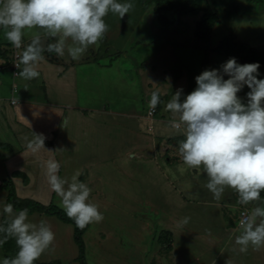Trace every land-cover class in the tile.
I'll return each mask as SVG.
<instances>
[{
    "label": "crops",
    "instance_id": "1",
    "mask_svg": "<svg viewBox=\"0 0 264 264\" xmlns=\"http://www.w3.org/2000/svg\"><path fill=\"white\" fill-rule=\"evenodd\" d=\"M240 15L241 12L233 14L222 25L229 28L227 21L234 24V18ZM184 16L182 20L185 21L178 18L181 23L163 26L157 18L149 16L148 20L145 19L149 33L141 36L143 41L137 38L135 32H141L143 24L139 29L132 30L129 36L132 46L123 50L128 59L125 64L129 70H139L126 79L131 83L130 91L133 79L140 80V86L142 83V91L134 92L146 101L140 109L132 104L129 107H114L109 93L105 94L106 88L104 92H94L95 69L101 72L104 67H112L109 25L103 39L90 46L78 61H73L67 53L58 57L55 53L44 52L43 59L36 65L40 76L32 81H26L19 75L13 77L10 67L4 66L11 53V44L0 30V65H3L0 72V180L10 178L16 195L21 199H31L43 205L52 203L58 207L60 197L49 189L44 161L56 159L60 163L59 175L69 180L79 172V181L91 188L90 202L98 206L104 217L101 222L88 225L83 234L87 258L97 259L99 264H264V247H249L246 253L233 250L238 226L229 227L216 210L227 203L236 212L242 208L250 212L255 205L237 204L238 197L231 189L225 190L219 201L214 200L206 187L197 186L195 176L202 171L189 169L182 160L176 159L180 157L178 146L183 136L171 129V119L164 118L163 114L167 112L172 115L165 110V104L178 89L182 88L185 92L188 88L186 92H191L196 87L195 76L201 72L194 71L186 58L180 59L175 53L168 61V53L164 50L184 48L186 45L201 51L213 48L212 52L203 54L202 70L219 68L230 58L214 51L218 43L206 46L197 40L193 35L194 24L191 28L184 24L187 20L196 21L199 14ZM256 22V29L263 31L261 21ZM256 29L252 30L253 36ZM31 35V32L25 33L20 52L30 42ZM246 36L244 39H253L250 35L247 36L249 38ZM243 42L252 48L250 40ZM100 45L104 48L103 54H100ZM262 67L264 65H260ZM89 68L92 74L86 75ZM100 79L102 77L99 76L95 89H98ZM80 83L90 86L96 102L80 101ZM7 86L9 91L4 94ZM153 91L160 93L161 102L155 113L159 112L160 116L148 118V101ZM16 94L20 97L16 98ZM113 129H119V132L111 136ZM99 130L100 135L108 132V139L114 144L111 151L103 150L104 156L101 152L94 153L93 143ZM36 134L45 137V148L32 153L27 143ZM102 139L105 140V136ZM116 153L124 159L119 166L113 163ZM130 158H136L137 162L131 165ZM97 164L107 167L105 174L110 178L119 171L127 173L132 166L135 168V181L130 182L131 176L122 185V180L116 176L114 190L109 186L110 191L112 189L111 198H93L97 196V191H104L94 176L99 171L91 173L90 177L85 170ZM150 175L155 177L149 178ZM128 189L132 192L128 193ZM144 191H149L150 195L143 194ZM4 204H7L6 191H0V223L3 217L8 218L2 212ZM195 205L200 206L199 212L197 209L189 210ZM184 217L190 218L188 223L179 226ZM28 218L33 223L46 221L55 234L52 246L37 261L59 260L62 264H78L73 225L38 212L28 214ZM162 231L171 233L169 250L163 248L159 239ZM87 236H91V244L86 240ZM94 240L98 247L93 249Z\"/></svg>",
    "mask_w": 264,
    "mask_h": 264
},
{
    "label": "clouds",
    "instance_id": "2",
    "mask_svg": "<svg viewBox=\"0 0 264 264\" xmlns=\"http://www.w3.org/2000/svg\"><path fill=\"white\" fill-rule=\"evenodd\" d=\"M132 8V0H0V30L16 49L22 48L25 33H32L15 63L17 74L32 81L40 76L36 65L44 52L58 57L67 53L78 61L103 39L109 13L121 20ZM259 69V62L241 64L230 57L219 68L195 76L191 92L178 89L165 104L175 117L169 121L171 129L183 136L179 156L187 168L202 171L212 198L219 201L231 189L237 204L255 205L240 214L233 240V250L240 253L264 247V76ZM245 87L249 90L239 96ZM160 102V93L153 91L148 108L155 110ZM44 140L36 134L27 148L38 153L45 148ZM43 167L50 191L60 197L64 214L76 228L103 220V213L89 200L90 187L79 181V172L70 180L61 177L54 158L45 160ZM2 212L9 219L0 223V246L14 239L17 251L14 257L0 259V264H35L55 240L50 225L31 222L26 208L17 212L12 204H4ZM189 219L184 217L179 226Z\"/></svg>",
    "mask_w": 264,
    "mask_h": 264
},
{
    "label": "rangeland",
    "instance_id": "3",
    "mask_svg": "<svg viewBox=\"0 0 264 264\" xmlns=\"http://www.w3.org/2000/svg\"><path fill=\"white\" fill-rule=\"evenodd\" d=\"M202 2L204 5H208L209 7H211V9L216 10L217 14H219V16H218L219 19L213 27L209 42L205 43L202 40H199V41L203 42L204 45L208 46L211 43L217 44L222 37L223 38L231 37L234 41L239 42V43H244L243 41H249L250 40V42L252 44V46H251L252 49H255L264 57V0H202ZM132 3H133V8L129 11L128 14L125 15V17L123 19L120 20L118 16L111 14V13H109L106 16V20H107L106 23H107V25H109V29H110L109 34H108L109 38H110L109 44L111 45L110 47L112 48V52H113L111 54L112 67H106V68L104 67V68H102L103 71H101V72H98L97 69H95V72H94L95 87L97 86L96 83L99 80V76L102 77V79H100V82L98 83V85H99L98 89H95V87H94V92L95 91L104 92V89L106 88L105 94L109 93V96L111 97L112 102L115 105L114 107H117V108H120L123 106L129 107L130 104H132V105H134L140 109V108L144 107V105H146L145 104L146 101L141 100L140 94L136 95V94H134V92L136 90L142 91V83L140 86V84H139L140 80L133 79L134 82L132 84V90L130 91L131 83L129 84V80L126 79V77L129 78L134 71L138 72L139 69H137V70H133V69L129 70L128 69L129 67L125 64L128 59L126 56L123 55V50L126 51L127 48L132 46V44H130L131 41H130L129 36L132 33V30L139 29L142 24L144 25V27H143L144 29L140 30L141 32H139V30H135V32H137V35H138L137 38L140 41H143L141 36H145L146 34L149 33V30L147 27L148 21L145 20V19L148 20L150 18L149 16L157 18L160 25H162V26L165 23H163L159 19V16H158V15L162 14V12H156V11L154 12L153 8H154L155 3L153 1H151V0H132ZM233 4L238 7V12L236 14L241 12V15L234 18V21H233L234 24H232V21H230V20L227 21V23H229V28H228L227 25L224 26L222 24L225 22V20H228L230 17H232L233 14H228V11L231 10V7ZM150 13H152V15H150ZM164 15L167 16L166 18L169 19V21L166 24H169V23L174 24L176 22L185 21V19L182 20V17H185L184 16L185 14L179 15V14H175V13L170 12V11H168V12L164 11ZM199 16H200V14H199ZM178 18H181L180 21H178ZM243 19H245V20L242 21ZM235 20H236V22H235ZM256 20L259 22L261 21V24L263 25L262 26L263 31L260 28H258V30L256 29V24H257ZM184 24L188 26L187 28H191V25L195 24V20L194 19H191L189 21L187 20V22ZM253 28H255L257 30V31H255L254 36L252 35L253 34V31H252ZM120 30H122V32H120ZM108 35H107V37H108ZM245 35H247V36L250 35L253 39H250L247 36L246 37L249 38V40L244 39ZM145 38H147V36L144 37L143 39H145ZM189 43H190V40H189ZM248 46H250V45H248ZM100 48H101L100 54H103V52H104L103 46H101ZM204 50L201 51L200 49H195L193 47H190L189 45H186V47H184V48H182V47H175L173 49L167 48V50H164V51L168 53V55H167L168 61L169 60L171 61L173 59L172 53H175L180 59L186 58L192 64L191 67L194 71L202 72L203 70H202V67L200 65V63L202 61V56H203V54L206 55L207 51L209 53L212 52L211 50H213V48L210 50L209 47H207V49H206L207 51H204ZM114 51H116V52H114ZM161 52H163V51H161ZM97 53H98V51L96 52V55H97ZM100 54H99V56H100ZM115 59H117V60L115 61ZM154 60H156L155 57H154ZM204 70H205V68H204ZM91 71H92L91 68H89V71L87 70V72H85V74L86 75L92 74ZM259 71H260L261 75L264 76V67L260 68ZM226 78H227V76H225V79ZM79 87H80V101L81 102H87V101L88 102H90V101L96 102L95 100H93V99H95V97H94V94L92 95L89 85L80 83ZM187 90H188V88L185 90L184 94L189 93V92H186ZM248 90L249 89L247 87H245L240 93H238V95L241 97H244L245 93ZM8 91H9V87L7 86V87H5L4 94L5 93L7 94ZM167 92L170 93L171 91H167ZM33 96H32V98H33ZM171 96L172 95H170L168 97V99H171ZM15 97L19 98L20 94H18V95L16 94ZM159 116H160V113L158 112L157 114H155L154 117H159ZM163 116L165 119H168V120L174 119L173 115H168V112L163 114ZM101 129H103V128H101ZM118 130L119 129L111 130L112 134H110V135L113 136L114 134L119 132ZM96 135L98 137L96 138L95 143H93V145H95V149H96V151L94 153L101 152V154H102L103 150H110L111 151L112 148L114 147V144H113V142H110L108 139L109 133L106 132V135H104V133H103V135H100V130H99V132ZM100 136L102 138H103V136H105V140H103L101 138V142H99ZM117 138H118V134H117ZM90 145H91V147L93 146L91 142H90ZM105 147H106V149H105ZM102 156H104V154H102ZM176 159L181 160L180 157H178ZM122 162H124V159L121 158L120 156H117V153H116L114 156V159H113V163L114 164L117 163L119 166L122 164ZM129 162L132 165V163L137 162V160H136V158H134V159L130 158ZM73 168L76 169L75 167H73ZM134 169H135L134 167L130 166L129 171H127V173L124 170L122 173H120L121 171H119L117 174H115V176L113 175L110 178V176H108V175L106 176V174H105L106 173L105 170H107V167L104 165H98L97 164L94 167L87 168V170H85V172L86 173L88 172L90 177L92 175L91 173H94V172L98 173V171H99V173L94 175V176H95V179H97L96 180L97 184H99L102 187V189L104 190V191H97L96 192L97 196H95L93 198H97V199L98 198H106V197L111 198L110 196H111L113 184H114L113 180L116 179V176L119 177L120 180H122V181H120V184H122V185L126 182V180L129 181L131 176H132V180L130 182L135 181ZM64 173H63V175H64ZM122 175H123V177H122ZM81 177L83 179V176H81ZM153 177H155V176H151V175L149 176V178H153ZM195 177H196L195 180L197 181V182L195 181L197 183V186L198 185L204 186L206 184L207 178L202 173L200 175L195 176ZM144 179L146 180L147 178H144ZM145 180L143 182H145ZM196 183H194L195 186H196ZM110 185L112 187L111 191L109 189ZM226 190H228V189H226ZM2 191H4V190H2ZM130 192H132V190L128 189V193H130ZM143 194H149L150 195V192L144 191ZM261 195H262V198H264V193H262ZM193 204H195V203H193ZM196 206H198V205L189 207V210L197 209L199 212L200 206H198V207H196ZM58 207L62 208L60 204ZM216 210H219V212H220L219 214L221 215L222 220L229 227H235L237 225V219L236 218L238 217L239 212L238 211L236 212V210L232 206L225 203L224 206L219 207L218 209L216 208ZM86 240L88 241L89 244H91L90 243V240H92L91 236H87ZM94 242H95V240H94ZM75 247H77L76 243H75ZM89 247L91 250L92 247L90 245H89ZM94 247H98L96 242L93 245V249H94ZM93 254H95V251ZM3 258H5V257L3 256L2 250L0 248V259H3ZM88 258L85 254V260H86L87 264L88 263L89 264H99V261L97 259L91 258V260H90V258L89 259Z\"/></svg>",
    "mask_w": 264,
    "mask_h": 264
},
{
    "label": "trees",
    "instance_id": "4",
    "mask_svg": "<svg viewBox=\"0 0 264 264\" xmlns=\"http://www.w3.org/2000/svg\"><path fill=\"white\" fill-rule=\"evenodd\" d=\"M154 4V12H162L158 15L159 19L163 23L169 21L167 16L164 15V11L173 12L175 14H200L198 19L195 21L193 35L204 41L209 42L211 32L217 21L216 10L211 9L208 5H204L202 0H151ZM238 12V7L232 5L231 10L228 14H236ZM214 51L228 57H235L238 63H251L259 62L260 65H264V57L255 49L250 48L244 43H239L234 41L231 37L224 38L219 41ZM206 61V58H205ZM15 175L17 172L14 173ZM6 191V203L12 204L14 211H19L21 209H27L28 214L34 212L42 213L49 216H55L60 221L64 223H69L73 225L74 229V241L78 247V256L76 261L78 264H87L85 260V244L83 241V234L87 227L83 230L76 228L73 220L69 219L63 212V210L56 205L50 203L48 205H43L31 199H21L16 195L15 187L10 178L0 180V191ZM9 218L3 217L1 223H5ZM159 239L165 250H169L172 243L171 233L168 231H162L159 234ZM4 257H14L17 251L14 239H9L3 246H0ZM35 264H62L59 260H50L48 262L36 261Z\"/></svg>",
    "mask_w": 264,
    "mask_h": 264
},
{
    "label": "built area",
    "instance_id": "5",
    "mask_svg": "<svg viewBox=\"0 0 264 264\" xmlns=\"http://www.w3.org/2000/svg\"><path fill=\"white\" fill-rule=\"evenodd\" d=\"M20 53H21L20 49H16L13 45H11V53H10L9 58L7 59L6 63L4 64V66L7 65V66L10 67L13 77H17L18 76L17 72L19 70L15 67V63L17 62ZM2 67H3V65H0V72L2 70ZM12 103H14V101H12ZM155 113H156V108H155V110H150L148 108L147 117L148 118H152L155 115ZM245 211L249 212L245 208H242V209L239 210L238 217H237V226H238L240 214L242 212H245Z\"/></svg>",
    "mask_w": 264,
    "mask_h": 264
}]
</instances>
